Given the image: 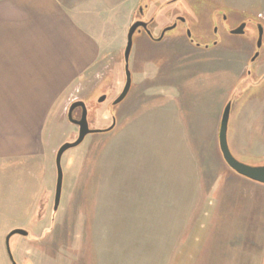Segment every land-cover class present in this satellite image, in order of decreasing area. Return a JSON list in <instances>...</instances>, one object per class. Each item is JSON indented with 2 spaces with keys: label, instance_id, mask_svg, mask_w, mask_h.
Here are the masks:
<instances>
[{
  "label": "rangeland",
  "instance_id": "rangeland-1",
  "mask_svg": "<svg viewBox=\"0 0 264 264\" xmlns=\"http://www.w3.org/2000/svg\"><path fill=\"white\" fill-rule=\"evenodd\" d=\"M140 2L128 0L132 17L123 25V39L115 40L106 56L69 88L62 108L45 127L44 154L0 160V264H11L4 239L14 228L29 231L25 237L14 234L10 238L17 264H132L134 254L125 253L122 239L111 241L114 239L108 234L94 229L100 204L108 199L99 191L98 165L107 160L115 163L108 152L129 121H149L150 100L160 106L157 103L164 97L175 95L173 102H180L178 118L188 141L197 131L202 132L203 142L186 145L187 171L192 169L196 186L192 193L187 192V229L181 231L186 235L172 242L169 257L165 254L168 264H264V185L232 173L210 131L220 107L229 102L232 154L248 165H264V30L261 46L256 48L257 25L264 26V0H143L147 6L144 18H153L149 25L153 35L172 25L177 17L183 20L158 42L145 33H134L129 58L131 89L111 108L110 100L123 85L122 52L127 30L139 17ZM241 22L246 23L243 34L228 33ZM187 31L193 42L186 37ZM255 52L258 55L248 66ZM246 59L245 70L239 74L238 64ZM107 92V100L98 102ZM75 100L86 103L91 128L108 126L112 114L116 126L110 132L88 134L78 146L64 152L61 199L53 215L54 155L62 142L73 141L76 136L77 128L66 115ZM79 113L75 111L76 118ZM157 120L158 116H153V128ZM165 120L169 124L167 135L173 137L176 129L181 135L173 116ZM120 171L129 170L121 165ZM180 182L172 179V187ZM153 192L147 193L149 201L155 194L176 201L173 192ZM138 193L142 199L145 191ZM39 202L38 214L42 215L35 220ZM149 206H144L146 213ZM113 213L112 209L110 215ZM128 214V209H123L116 215ZM160 258L148 260L145 256L144 262L133 264H167Z\"/></svg>",
  "mask_w": 264,
  "mask_h": 264
},
{
  "label": "crops",
  "instance_id": "crops-1",
  "mask_svg": "<svg viewBox=\"0 0 264 264\" xmlns=\"http://www.w3.org/2000/svg\"><path fill=\"white\" fill-rule=\"evenodd\" d=\"M131 17L128 0H0V160L44 154L45 127L62 108L69 88L106 56L115 40L123 39V25ZM247 59L237 62L239 74ZM164 99L160 106L149 101V121L131 120L115 136L108 152L115 163L98 165L99 191L108 199L100 204L94 229L111 241L122 239L125 253L134 254L132 264L144 262L145 256L163 257L160 262L168 264L165 254L169 257L172 242L187 229V192L196 186L192 169L187 171L186 145L201 144L203 134L196 131L188 141L178 118L180 102H173L176 95ZM221 109L210 123L216 140ZM153 116H158L154 128ZM171 116L181 135L178 129L173 137L166 134L165 119ZM121 165L128 173L120 171ZM172 179L181 182L172 187ZM140 190L145 191L142 199ZM153 191L173 192L177 203L157 194L149 201L147 193ZM123 209L127 216L116 215Z\"/></svg>",
  "mask_w": 264,
  "mask_h": 264
},
{
  "label": "water",
  "instance_id": "water-1",
  "mask_svg": "<svg viewBox=\"0 0 264 264\" xmlns=\"http://www.w3.org/2000/svg\"><path fill=\"white\" fill-rule=\"evenodd\" d=\"M142 1L140 2V6L138 7V15L139 17L135 18L131 25L129 26L126 34V43L125 47L122 52V63H123V85L121 86L120 90L116 93V96L110 100V107L113 108L114 106L118 105L120 102L124 100V98L128 95L131 85H132V75L131 70L129 67V58L132 50L133 45V35L137 31L139 33H145L150 39L153 41H161L166 33V31H169L173 29L175 26H177V23L179 21H182V18L177 17L176 20L172 23V25L167 26L163 28L157 36L153 35L148 27V24L153 22V18L145 19L144 18V11L147 8L146 3L142 4ZM246 26L245 22L239 23L235 28L229 29L228 33L232 35H241L244 33V28ZM258 36L256 40V48L258 49L261 46L262 43V35L264 26L263 24H258ZM186 37L189 39L190 42H193L190 37V32L187 31ZM214 43L213 45H216ZM199 44H197L198 46ZM212 46V45H210ZM209 47V46H206ZM258 52H255L252 57L250 58V61L248 62V66L250 62H253L255 58L257 57ZM247 66V69H248ZM246 69V72H247ZM247 74V73H246ZM108 92L105 94L100 95L98 102L102 103L107 100ZM226 105L223 106L220 120H219V126L217 131V149L221 156L222 161L226 165V167L235 175H239L241 177H244L248 180H251L253 182L259 183L261 185H264V165H248L246 163H243L239 161L231 152L230 149V140L228 139V123H229V115H230V103H225ZM80 110L79 117H75V111ZM87 107L84 100H75L72 101L68 108H67V120L76 126V136L73 139V141L70 142H62L58 148L55 151L54 155V165H55V171H56V179H55V188H54V196H53V207H52V214L54 215L55 212H57L60 204L61 199V193H62V182H63V170L61 165V158L65 151H67L70 148L78 146L84 138L88 134L92 133H100V132H110L114 129L116 126V118L114 114H112V121L111 123L104 127V128H91L89 126L88 118H87ZM234 134L232 131L231 136ZM37 208V214L35 217V220L38 216L42 215L38 214V211L41 209L40 202L38 204ZM53 217H51V220L53 221ZM29 231L24 228H14L11 229L5 236L4 243H5V249L6 253L8 255V258L10 260L11 264H17L12 251L10 247V238L12 235L17 234L22 237L27 236Z\"/></svg>",
  "mask_w": 264,
  "mask_h": 264
},
{
  "label": "flooded vegetation",
  "instance_id": "flooded-vegetation-1",
  "mask_svg": "<svg viewBox=\"0 0 264 264\" xmlns=\"http://www.w3.org/2000/svg\"><path fill=\"white\" fill-rule=\"evenodd\" d=\"M150 19V18H149ZM149 25H150V23L148 24V27H149ZM149 29H150V31H151V33L153 34V31L151 30V28L149 27Z\"/></svg>",
  "mask_w": 264,
  "mask_h": 264
}]
</instances>
